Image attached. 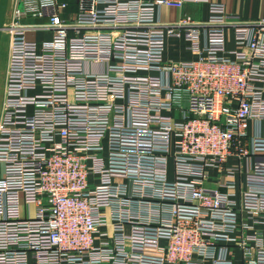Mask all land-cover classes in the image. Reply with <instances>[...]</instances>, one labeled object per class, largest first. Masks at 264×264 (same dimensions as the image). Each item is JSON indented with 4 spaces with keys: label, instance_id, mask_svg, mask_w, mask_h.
Masks as SVG:
<instances>
[{
    "label": "built area",
    "instance_id": "built-area-1",
    "mask_svg": "<svg viewBox=\"0 0 264 264\" xmlns=\"http://www.w3.org/2000/svg\"><path fill=\"white\" fill-rule=\"evenodd\" d=\"M20 2L4 28L0 264H264V18L78 0L66 20V2ZM188 2L207 19L156 18ZM171 37L194 57L166 58Z\"/></svg>",
    "mask_w": 264,
    "mask_h": 264
},
{
    "label": "crops",
    "instance_id": "crops-1",
    "mask_svg": "<svg viewBox=\"0 0 264 264\" xmlns=\"http://www.w3.org/2000/svg\"><path fill=\"white\" fill-rule=\"evenodd\" d=\"M67 3V8L62 11V15L66 20L73 17L77 10L78 0H59ZM223 4L227 14L237 16L241 20H258L264 18V0H213ZM15 8H21L20 0H8L7 11L4 20V28L8 25L12 18ZM184 17H189L192 21H205L208 17V5L206 3H185L179 8L162 7L157 11L156 18L163 23H175ZM26 21H38L36 18H24ZM7 38V52L4 59V67L0 70V113L4 97L5 73L8 59V41L9 34L3 30L2 35ZM2 37V36H1ZM51 37L49 32H40L36 35V39H48ZM1 43V41H0ZM187 42L183 38H168L165 44L164 55L173 61H182L193 58L194 56L186 50ZM232 43L228 44L231 48ZM219 189L224 191L223 187ZM239 192V186L236 188V197ZM97 264H104L102 262Z\"/></svg>",
    "mask_w": 264,
    "mask_h": 264
},
{
    "label": "water",
    "instance_id": "water-1",
    "mask_svg": "<svg viewBox=\"0 0 264 264\" xmlns=\"http://www.w3.org/2000/svg\"><path fill=\"white\" fill-rule=\"evenodd\" d=\"M8 0H0V41L4 30V20L7 11Z\"/></svg>",
    "mask_w": 264,
    "mask_h": 264
},
{
    "label": "rangeland",
    "instance_id": "rangeland-1",
    "mask_svg": "<svg viewBox=\"0 0 264 264\" xmlns=\"http://www.w3.org/2000/svg\"><path fill=\"white\" fill-rule=\"evenodd\" d=\"M7 38L5 37V35L3 34L1 37V43H0V70L2 71L3 67H4V59H5V55L7 52ZM2 110V108H1ZM1 114V113H0Z\"/></svg>",
    "mask_w": 264,
    "mask_h": 264
}]
</instances>
